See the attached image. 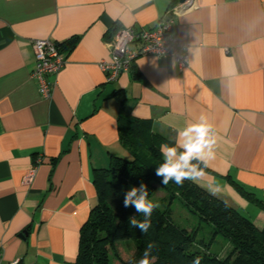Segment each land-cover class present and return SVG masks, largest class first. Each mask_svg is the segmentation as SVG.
<instances>
[{
	"label": "crops",
	"instance_id": "crops-1",
	"mask_svg": "<svg viewBox=\"0 0 264 264\" xmlns=\"http://www.w3.org/2000/svg\"><path fill=\"white\" fill-rule=\"evenodd\" d=\"M183 2L0 0V264L75 261L96 203L94 169L127 153L120 110L180 147L186 128L209 125L213 155L198 159L209 170L195 183L264 227V210L227 179L264 200V0H189L174 18L188 49L185 68L149 54L105 81L100 63L111 60L114 31L153 28ZM72 37L44 98L31 77L32 41Z\"/></svg>",
	"mask_w": 264,
	"mask_h": 264
},
{
	"label": "trees",
	"instance_id": "trees-1",
	"mask_svg": "<svg viewBox=\"0 0 264 264\" xmlns=\"http://www.w3.org/2000/svg\"><path fill=\"white\" fill-rule=\"evenodd\" d=\"M76 40L77 37H72L60 42L61 50H71ZM117 121L119 143L128 156L112 153L107 167L94 169L96 203L80 227L75 261L63 264H115V260L117 264H138L150 243L154 245L149 252L151 264H194L197 256L201 257L200 264H264V227L258 228L249 217L191 180H185L182 185L173 181L163 185L164 177L156 174L157 168L165 163L162 146L176 147L177 155L183 148L152 131L147 119L120 110ZM191 164L209 170L198 159H193ZM227 179L240 194L264 210V200L254 197L230 175ZM141 184L146 186L149 200L157 187L164 190L167 200L163 208L153 210L147 233L130 225V218L142 221L143 214L137 213L132 205L124 206L127 193L132 187L139 189ZM173 199L211 226L209 241L197 238V227L187 231L175 221L171 210ZM217 235L226 238L232 246L223 257L209 250ZM122 241H131L134 246L133 256L127 261L115 250V245ZM106 245L111 247L113 257Z\"/></svg>",
	"mask_w": 264,
	"mask_h": 264
},
{
	"label": "built area",
	"instance_id": "built-area-1",
	"mask_svg": "<svg viewBox=\"0 0 264 264\" xmlns=\"http://www.w3.org/2000/svg\"><path fill=\"white\" fill-rule=\"evenodd\" d=\"M189 0L169 8L153 28L120 27L107 40L111 51V60L102 61L100 67L105 73L106 82H115L134 61L144 55L154 54L173 60L179 68H185L189 62L187 46L180 43L174 32V18L185 8ZM34 68L31 77L38 83V91L44 98H50L55 80L48 75H56L66 63V54L58 42L50 39L32 41ZM31 171L26 180L32 179ZM9 264H17L13 261Z\"/></svg>",
	"mask_w": 264,
	"mask_h": 264
},
{
	"label": "clouds",
	"instance_id": "clouds-1",
	"mask_svg": "<svg viewBox=\"0 0 264 264\" xmlns=\"http://www.w3.org/2000/svg\"><path fill=\"white\" fill-rule=\"evenodd\" d=\"M203 120V117H202ZM209 125L206 123H199L186 128L180 135L184 138L181 147L183 152L177 157V148L169 147L164 152L165 163L161 164L156 171L158 176H163V185H168L169 181L175 182L177 185H182L185 180L197 182V178L204 174L203 169H198L196 165H192L193 159H203L205 155L212 156L211 145L214 143L208 138ZM164 146H162L163 151ZM207 150V152H206ZM206 166V165H205ZM139 191V195L137 192ZM135 197V199H134ZM132 205L136 212L143 214L142 221L137 218H130V225L138 227L142 233H147L151 227V215L155 208L159 207L158 203H153L148 199V191L146 186L141 184L137 189L132 187L127 193L124 206ZM154 247L153 244H148L143 258L138 261V264H151L149 259V252ZM201 257H195L194 264H200Z\"/></svg>",
	"mask_w": 264,
	"mask_h": 264
},
{
	"label": "rangeland",
	"instance_id": "rangeland-1",
	"mask_svg": "<svg viewBox=\"0 0 264 264\" xmlns=\"http://www.w3.org/2000/svg\"><path fill=\"white\" fill-rule=\"evenodd\" d=\"M122 154L123 156H128V153ZM165 192L162 188L157 187L154 194L152 195L150 201L154 203H158L160 208H163L166 205L167 200L164 199ZM172 215L175 221L182 227H185L187 231H190L192 228L197 227V238H202L205 242L209 241L211 238V226L205 223L202 220H199L198 217L190 212H188L185 208H183L177 199H173L171 203ZM107 251L112 255V249L110 246L106 245ZM232 248L230 242L220 236L217 235L215 240L209 244V250L216 252L219 256L223 257L230 249ZM115 250L119 254L122 260H129L134 253V246L131 241H122L115 245ZM115 264L118 262L115 260Z\"/></svg>",
	"mask_w": 264,
	"mask_h": 264
},
{
	"label": "water",
	"instance_id": "water-1",
	"mask_svg": "<svg viewBox=\"0 0 264 264\" xmlns=\"http://www.w3.org/2000/svg\"><path fill=\"white\" fill-rule=\"evenodd\" d=\"M181 2H183L184 0H180ZM26 232L24 231V232H22L20 235H22V234H25Z\"/></svg>",
	"mask_w": 264,
	"mask_h": 264
}]
</instances>
